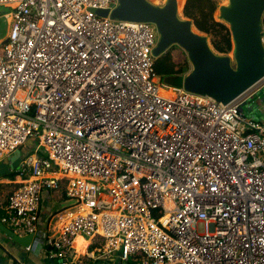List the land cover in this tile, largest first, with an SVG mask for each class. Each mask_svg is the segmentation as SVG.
<instances>
[{"label": "built area", "instance_id": "1", "mask_svg": "<svg viewBox=\"0 0 264 264\" xmlns=\"http://www.w3.org/2000/svg\"><path fill=\"white\" fill-rule=\"evenodd\" d=\"M1 6L10 11L0 15V163L37 145L8 171L20 182L0 222L32 235L26 255L264 264V106L260 119L243 110L264 77L224 105L162 84L155 25L111 20L117 0ZM261 32L264 47V13ZM61 187L73 204L42 225L43 195Z\"/></svg>", "mask_w": 264, "mask_h": 264}, {"label": "water", "instance_id": "2", "mask_svg": "<svg viewBox=\"0 0 264 264\" xmlns=\"http://www.w3.org/2000/svg\"><path fill=\"white\" fill-rule=\"evenodd\" d=\"M178 9L177 0H163L161 4L153 0H117L110 19L154 24L157 30L154 59L174 46L183 50L190 69L184 76L167 78L172 87L226 105L264 77L261 43L264 0H226L217 7L215 19L231 35L232 50L228 55L215 52L209 37L197 31ZM96 14L106 17L108 12L97 10ZM7 31L0 36L1 44L6 42ZM0 231L22 248L28 247L32 239V235L24 238L14 235L1 223Z\"/></svg>", "mask_w": 264, "mask_h": 264}, {"label": "trees", "instance_id": "3", "mask_svg": "<svg viewBox=\"0 0 264 264\" xmlns=\"http://www.w3.org/2000/svg\"><path fill=\"white\" fill-rule=\"evenodd\" d=\"M218 6L219 0H183L180 5L179 13L182 8L181 14L183 17L190 19L197 31L209 37L210 44L215 52L228 55L232 50L231 35L229 29L214 17V13ZM175 48L176 46L171 47L165 54L154 59L153 71L160 80L184 76L190 69L187 58H184L181 62H174L172 50ZM4 177L12 181L14 180L15 174L6 173ZM16 186L13 189H15ZM12 187L13 185L0 184V203L8 198L13 190ZM57 191L63 193L66 201L68 200L65 197L63 187ZM141 261V256H132L123 264H140Z\"/></svg>", "mask_w": 264, "mask_h": 264}, {"label": "crops", "instance_id": "4", "mask_svg": "<svg viewBox=\"0 0 264 264\" xmlns=\"http://www.w3.org/2000/svg\"><path fill=\"white\" fill-rule=\"evenodd\" d=\"M12 160L8 158L7 163H0V184L13 185L12 189L18 185L20 179L14 177V180L10 181L7 178H4L5 173L13 168L10 167ZM7 166V170H6ZM11 173V172H9ZM18 187V186H16ZM69 205L68 200L63 196V193L50 192L45 193L42 198L39 219L42 225H45L49 218L59 211ZM1 223V222H0ZM5 227V226H4ZM6 228V227H5ZM86 245V243H84ZM82 245L84 248L85 245ZM41 258L42 261L37 262ZM32 261V262H31ZM0 264H55L54 262L42 258L40 255L36 256L26 255L23 251V248L15 243H13L8 237H6L0 231Z\"/></svg>", "mask_w": 264, "mask_h": 264}, {"label": "rangeland", "instance_id": "5", "mask_svg": "<svg viewBox=\"0 0 264 264\" xmlns=\"http://www.w3.org/2000/svg\"><path fill=\"white\" fill-rule=\"evenodd\" d=\"M153 1L154 2L156 1L155 3H157V4H161L163 2V0H153ZM225 2H226V0H219V5L224 4ZM183 5H184V3H183ZM9 11L10 10L8 8L2 7V6L0 7V15L6 14ZM181 11H182V8L180 10V14H181ZM215 16H216V12L214 13V17ZM7 30H8L7 21L3 18H0V36H3ZM0 52H1V49H0ZM172 55H173L174 62H181L184 58H186L185 53L179 47H176L174 50H172ZM160 81L162 84H166V85L170 86L169 81H167L166 79H161ZM258 98L259 99H257L255 97L254 101L253 100L250 101L243 108L244 113L248 117H252V118L255 117L256 119H260V117L257 116L258 114H256L255 106H258L259 111H260V106H264V102L260 101V99L264 101V89H262L261 92L258 94ZM248 106L252 107V108H249ZM260 115L263 116L262 114H260ZM35 145H37V140H33V141L29 140L21 149L10 154L9 159L12 160L10 167H13L15 169L18 166L19 162L22 161L27 155L30 154V152L32 151V149H30V148L35 147ZM3 161H4V163H7L8 159H5ZM13 168H12V171H14ZM6 170H7V166H6ZM69 204H73V201L70 200ZM89 241L95 242L94 248H99L100 244H102V242H103V240L100 238L94 239V241H92V240H89ZM23 251H24V249H23ZM89 251H92V248H90ZM39 261H42V259L39 258L37 260V262H39ZM82 264H123V263H121L119 261L117 254H113L107 258H105L103 256H101V258H99V259L82 258Z\"/></svg>", "mask_w": 264, "mask_h": 264}, {"label": "bare ground", "instance_id": "6", "mask_svg": "<svg viewBox=\"0 0 264 264\" xmlns=\"http://www.w3.org/2000/svg\"><path fill=\"white\" fill-rule=\"evenodd\" d=\"M182 1H183V0H177V4H178V8H179V9H180V5H181ZM179 9H178V10H179ZM83 244H84V242L82 241V239H77L75 246H76V248H77V250H78L79 252H83V248H82V245H83ZM84 245H85V244H84Z\"/></svg>", "mask_w": 264, "mask_h": 264}]
</instances>
